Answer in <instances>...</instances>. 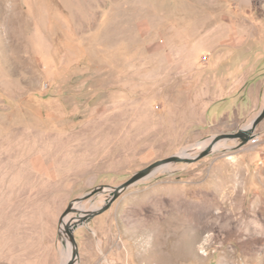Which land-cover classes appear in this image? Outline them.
<instances>
[{"label": "rangeland", "instance_id": "rangeland-1", "mask_svg": "<svg viewBox=\"0 0 264 264\" xmlns=\"http://www.w3.org/2000/svg\"><path fill=\"white\" fill-rule=\"evenodd\" d=\"M263 109L264 0H0V264H264Z\"/></svg>", "mask_w": 264, "mask_h": 264}, {"label": "water", "instance_id": "water-1", "mask_svg": "<svg viewBox=\"0 0 264 264\" xmlns=\"http://www.w3.org/2000/svg\"><path fill=\"white\" fill-rule=\"evenodd\" d=\"M264 118V109L263 111L252 121L250 128L248 129H242L240 130L237 134L232 135L233 138H239L241 140V144H246L251 136H252V132L255 130L257 124ZM210 149V148H208ZM206 153L199 155L198 158H201L203 156H205ZM192 159V158H190ZM190 159H184V158H179L176 155L169 157L167 159H164L162 161H158L156 163H154L153 165H150L149 167H147L146 169L136 173L131 179H129L128 181H126L124 184H122L118 189H115V191L126 188L128 186H130L131 184H133L135 181L145 177L146 175H148L150 173V171L160 165H164V164H169V163H174V162H185L188 163L189 161H191ZM99 189H96L94 191H92L91 193L83 196L80 199H77L76 202L80 203L84 200H86L88 197L92 196L95 192H97ZM116 195L114 194L113 197L100 209H98L97 211L94 212H86L84 214H79L77 216H75L73 219H71L69 222H67L68 224L65 227V231L67 233V235L69 236L70 242L72 245H75L74 239H73V231L75 228L88 223V221L102 213L103 211H105L109 205L113 202V200L115 199ZM68 210H73V205L71 204L70 207L68 208Z\"/></svg>", "mask_w": 264, "mask_h": 264}, {"label": "bare ground", "instance_id": "bare-ground-1", "mask_svg": "<svg viewBox=\"0 0 264 264\" xmlns=\"http://www.w3.org/2000/svg\"><path fill=\"white\" fill-rule=\"evenodd\" d=\"M250 126H251V125H248L245 129L250 128ZM216 142H218V141H216V138H214L211 144H210L209 142L201 143V144L198 145V150H205V149H208V148H210L211 150H213V149H215V148H218V146L220 145V143H217V144H216ZM187 151H189V148H185V149H183V150H182L180 153H178L176 156L179 157V158H184V159H190V158H193V157H192ZM169 167H170V163H169V164H164V165L157 166V167L153 168V169L150 171V173H149L148 175H150V174H154L155 171L157 172V170H159V169H161V168H166V169H167V168H169ZM148 175H146V176H148ZM146 176H145V177H146ZM145 179H146V178H145ZM76 208H78V207H76ZM64 222H65V220H62L61 229H62V227H63ZM62 233L64 234L65 231H63Z\"/></svg>", "mask_w": 264, "mask_h": 264}]
</instances>
